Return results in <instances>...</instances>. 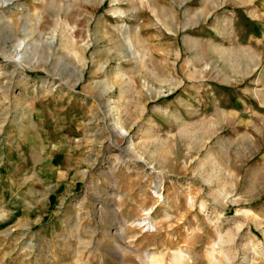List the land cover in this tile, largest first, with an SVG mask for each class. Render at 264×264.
Listing matches in <instances>:
<instances>
[{
  "label": "rangeland",
  "instance_id": "374dc122",
  "mask_svg": "<svg viewBox=\"0 0 264 264\" xmlns=\"http://www.w3.org/2000/svg\"><path fill=\"white\" fill-rule=\"evenodd\" d=\"M264 264V0H0V264Z\"/></svg>",
  "mask_w": 264,
  "mask_h": 264
},
{
  "label": "bare ground",
  "instance_id": "6f19581e",
  "mask_svg": "<svg viewBox=\"0 0 264 264\" xmlns=\"http://www.w3.org/2000/svg\"><path fill=\"white\" fill-rule=\"evenodd\" d=\"M176 261H177L178 264H183V263L180 261V259H178V258L176 259Z\"/></svg>",
  "mask_w": 264,
  "mask_h": 264
}]
</instances>
